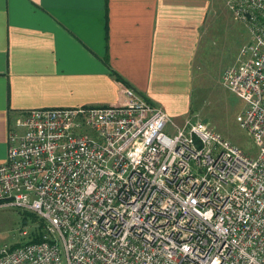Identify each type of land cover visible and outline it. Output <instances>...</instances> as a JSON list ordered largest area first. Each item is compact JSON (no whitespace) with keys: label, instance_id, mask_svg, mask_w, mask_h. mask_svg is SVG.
<instances>
[{"label":"built area","instance_id":"obj_1","mask_svg":"<svg viewBox=\"0 0 264 264\" xmlns=\"http://www.w3.org/2000/svg\"><path fill=\"white\" fill-rule=\"evenodd\" d=\"M230 9L249 40L222 82L256 155L130 87L114 105L31 109L9 133L0 208L38 215L42 240L1 245L0 264H264V0Z\"/></svg>","mask_w":264,"mask_h":264},{"label":"crops","instance_id":"obj_2","mask_svg":"<svg viewBox=\"0 0 264 264\" xmlns=\"http://www.w3.org/2000/svg\"><path fill=\"white\" fill-rule=\"evenodd\" d=\"M211 4L0 0V163L31 109L114 105L130 87L173 119L189 113Z\"/></svg>","mask_w":264,"mask_h":264},{"label":"rangeland","instance_id":"obj_3","mask_svg":"<svg viewBox=\"0 0 264 264\" xmlns=\"http://www.w3.org/2000/svg\"><path fill=\"white\" fill-rule=\"evenodd\" d=\"M231 1L212 0L210 13L202 27V45L204 39L207 41L201 66L195 77L192 110L182 117H170L179 126H184L188 120L203 121L217 133L255 156L257 147L250 133L237 121L244 102L222 82L224 69L237 63L241 46L249 40L245 25L230 9ZM22 217L17 208H0V246L5 243H21L28 238L22 236L23 230L33 232L39 228V222L29 220L24 224Z\"/></svg>","mask_w":264,"mask_h":264},{"label":"trees","instance_id":"obj_4","mask_svg":"<svg viewBox=\"0 0 264 264\" xmlns=\"http://www.w3.org/2000/svg\"><path fill=\"white\" fill-rule=\"evenodd\" d=\"M120 79H122L120 77ZM22 215H23V221H24V224H27L30 221H33V222H39L40 226L37 230L33 231V232H30L28 238L21 242V243H17L15 245H20L22 243H29V242H39L42 240V232L44 230V221L36 214L32 213V212H29V211H24V210H20Z\"/></svg>","mask_w":264,"mask_h":264}]
</instances>
